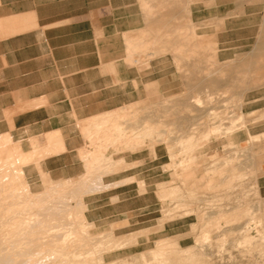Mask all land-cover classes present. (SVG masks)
<instances>
[{"label":"crops","instance_id":"1","mask_svg":"<svg viewBox=\"0 0 264 264\" xmlns=\"http://www.w3.org/2000/svg\"><path fill=\"white\" fill-rule=\"evenodd\" d=\"M174 1L0 0V16L8 23L0 33L3 160L20 157L19 168L31 183L41 175L77 181L100 173L92 168L93 130L106 128L100 135L103 142L116 119L132 116V107L154 101L157 92L175 93L186 85L178 71L190 67L179 56L188 53L185 48L178 51L168 41L126 44V39L147 32L156 37L158 31L170 37L181 31L195 35L198 40L191 48L211 49L208 59L217 64L214 69L229 70V86H236L238 58L256 55V44L264 56V0ZM242 101L246 115L264 114V85L245 89ZM256 126L264 132V118L250 125L251 135L257 134ZM103 156L130 166L108 174L101 169L99 186L106 189L86 196L104 192L107 204H113L111 199L154 196L161 165L156 147L108 148ZM261 172L257 188L264 196V168ZM86 206L89 211L90 202ZM95 221L91 218L90 223Z\"/></svg>","mask_w":264,"mask_h":264},{"label":"rangeland","instance_id":"2","mask_svg":"<svg viewBox=\"0 0 264 264\" xmlns=\"http://www.w3.org/2000/svg\"><path fill=\"white\" fill-rule=\"evenodd\" d=\"M180 1L174 3L180 5ZM7 25V19L0 16V33ZM147 33L140 38L126 39V44L135 41L141 46L164 45L168 41L179 46L178 51L185 48L188 53L179 56L186 58L190 67L180 68L178 72L186 85L175 93L157 92L154 101H142L132 107V116L116 119L108 128L109 138H104L103 142L100 135L106 128L94 129L91 144L96 147L94 154L100 155L98 164L103 162L102 155L108 148L118 151L146 147L153 151L156 147L161 155L157 161L161 165L154 196L127 197L120 202L111 199L113 204H107L109 200L104 198V192L86 196L106 189L99 186L101 169L108 174L130 166L122 160L116 161L118 166L113 171L106 172L102 163L103 168L97 169L100 173L85 175L77 181L51 180L41 175L35 183L25 179L18 164L19 175L16 173V176L21 190L13 193L39 194L42 197L39 209L52 206L59 212L68 204L71 222L67 224L78 229L77 236L83 240V249L92 264H170L172 260L163 261L162 256L154 254L162 250L182 253L188 260L185 264H264V196L257 188V178L264 168V132H260L261 126H256L254 133L257 134H250V125L263 119L264 114L246 115L242 101L245 89L264 85V68H261L264 56L259 54V44H256V55L237 59L238 67L233 72L236 86L235 82L229 86V70L214 69L217 64L208 59L213 51L206 47L191 48L197 36H184L181 31L178 36L170 37L158 31L156 37L150 38ZM202 65L204 68H199ZM218 81L222 85H218ZM117 125L120 131L114 129ZM4 158L0 153V169L13 172L14 164ZM138 187L139 192L144 191L142 182H138ZM169 187L178 188L174 190L177 193L162 197L161 191L170 190ZM3 192L0 193H6ZM9 200L5 204H9ZM86 201L90 202L89 211H86ZM122 210L126 213H120ZM40 212L42 215L43 211ZM91 218L96 219L95 223H90ZM9 228L10 224L0 231L7 234L11 231ZM2 232L0 264H28L27 259L32 257L27 255L28 251L36 246L23 245L30 242L27 233L23 230L20 239H11L13 236L7 234L8 239ZM110 234L108 245L96 244ZM124 239H128L127 244L117 247ZM17 240H22L23 244H14ZM21 245L25 247L22 249V246V250ZM47 255H40L45 262L37 258L36 264L60 263L61 257L50 255L48 259Z\"/></svg>","mask_w":264,"mask_h":264},{"label":"bare ground","instance_id":"3","mask_svg":"<svg viewBox=\"0 0 264 264\" xmlns=\"http://www.w3.org/2000/svg\"><path fill=\"white\" fill-rule=\"evenodd\" d=\"M104 122H106V121H104ZM114 129L117 131L121 130L118 125L115 126ZM118 136H120V134ZM10 156H12V155H10ZM99 156L100 155H97V154L93 155V158H92L93 163L94 164L96 163V165H93V167H92L93 170L98 169L101 165H103L102 163H104V167L107 169L106 172L107 171L109 172V170L113 171V168L115 170V168L118 166L116 161H113L110 158L107 159L108 157L107 158L104 157L103 162L98 164V162L101 160V158H99ZM102 157H103V155H102ZM9 159H11V157ZM20 160H22V159H20V157L16 156V158H15V156H14V158H12L10 161V162H12V164H14V171H13L14 173L11 170H4L3 171V169L2 170L0 169L1 170L0 171V192L1 191L6 192V193L3 192L4 194L0 193V223H2L0 228H5V227L9 226V224H10L11 228H9V230H11V231L8 232L7 234L10 236H13V237H11V239L15 238V237L20 239L22 237V235H24L23 230L25 231V233H27L25 235H27L29 237H27V236H25V237L29 238V240H30L29 243L26 242L23 244V243H20L22 240L20 242L17 240L18 243H17V241H15L16 243H14V244H17V246H18V244H23V245L29 244L31 246H36L35 249H30L28 251L27 255H29V256L32 255V257L30 256V258L27 259L28 264H36L39 261L38 259L41 257L40 255L44 256V254H46V255L48 254L47 255L48 259H50L49 258L50 255H51L50 257H52V255H53L55 258L61 257L59 264H92L91 262H89V259L86 257L87 252L85 251V249H83V246L85 245L83 243V240H81V238L77 236V233H78L77 230L78 229L77 228L75 229L73 226H71V223L67 224V222L70 221L68 216L71 213V211L70 212L68 211V209L71 210L70 208H68V204H67V208H66V206L60 207L61 209L62 208H66V209H63V210L59 209V212H57L58 209L55 211V207H52L50 205L54 201V199L52 198L53 199L52 203H49V205L51 207L44 208L45 206L41 205V206H43V209H39L38 208L40 205L39 203L41 202L40 198H42L39 194L28 195L25 193L26 194L25 195V194H20V193L19 194L13 193L16 191L19 192L18 190H21L20 189L21 187L18 186V184H17L18 179L16 176V173H18L17 175H19V172H18L19 170L17 169V165L20 163ZM92 168H91V170H92ZM100 168H103V167H100ZM87 169H89V168H87ZM19 178H20V176H19ZM21 182H22V179H21ZM95 183H94V185H95ZM169 189H170V187H169ZM176 189H178V188H176ZM176 189L172 187V189H170V190H162L161 195H162V197L163 196L167 197L169 195H172L173 194L172 192H174V190H176ZM55 190H58V189H55ZM175 192L177 193V191H175ZM175 192H174V194H175ZM60 195H62V194H60ZM49 197H50V195H49ZM56 197L57 196H55V198ZM8 198L11 199V200H9L11 202L9 204H5ZM60 199H62V198H60ZM62 201H63V199H62ZM59 203H61V202H59ZM64 203H62V204H64ZM66 203H68V202H66ZM54 205H55V202H54ZM55 206H57V205H55ZM39 210L43 211L42 215L40 214L41 212ZM39 215L41 217H39ZM80 217H82V215H80ZM80 217H78L77 219H79ZM248 220H251V217H249ZM35 222H36V224H35ZM33 223H34V225H32ZM78 224H79V222H78ZM80 224H84V223L80 222ZM81 226H83V225H81ZM84 227H86V226H84ZM1 232L2 231H0V233ZM7 234L3 233V237L5 235L6 238L9 239V236L7 237ZM83 234H84V232H83ZM84 237H86V236H84ZM110 237H111V234L103 236L102 239L99 240V242H96V244L108 245V242H110ZM0 238H2V234H0ZM86 238H88V237H86ZM3 240H4V238H3ZM13 240H15V239H13ZM5 241H7V239H5ZM1 242H0V245L3 244ZM8 242H10V241H8ZM23 242H25V241H23ZM127 242H128V239H124V240H121L120 242H118L116 245H117V247L118 246L121 247V245L122 246L126 245ZM4 244L6 245V242ZM23 245L20 246V249ZM25 246H28V245H25ZM86 247H87V244H86ZM23 248H25V247L23 246L22 249ZM26 250H24V252H27ZM29 252H30V254H29ZM5 253H6V251H5ZM69 254H71L73 257L72 258L71 257H69V258L63 257L64 255L69 256ZM154 254H158V255L162 256L163 261L172 260V262L170 264H185V261H187V263H188L187 257H185L182 253H174L171 251L167 252V251L162 250V251H158V252L156 251V252H154ZM74 256H76V258H74ZM45 259H47V258L45 257ZM40 260H41V258H40ZM42 260L45 262L44 257ZM156 262L157 261H155L154 263H156ZM41 263L43 264V262H41ZM108 264H116V263L114 262V263H108Z\"/></svg>","mask_w":264,"mask_h":264}]
</instances>
